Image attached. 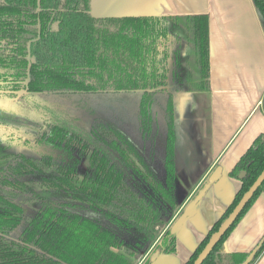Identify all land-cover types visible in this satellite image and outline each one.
Instances as JSON below:
<instances>
[{
  "label": "trees",
  "instance_id": "trees-1",
  "mask_svg": "<svg viewBox=\"0 0 264 264\" xmlns=\"http://www.w3.org/2000/svg\"><path fill=\"white\" fill-rule=\"evenodd\" d=\"M252 2L264 23V0ZM182 23L196 50V86H206L207 14L94 16L91 0H0V110L8 115L0 148L15 151L0 167V264H151L143 254L175 253L170 225L205 173L168 118L183 85ZM263 168L260 134L229 171L239 179L232 199L183 264ZM263 189L264 181L201 264L244 261L249 252L224 242ZM26 193L36 210L22 202ZM259 241L249 264L264 234Z\"/></svg>",
  "mask_w": 264,
  "mask_h": 264
},
{
  "label": "crops",
  "instance_id": "crops-1",
  "mask_svg": "<svg viewBox=\"0 0 264 264\" xmlns=\"http://www.w3.org/2000/svg\"><path fill=\"white\" fill-rule=\"evenodd\" d=\"M91 11L114 16L208 15L209 161L196 187L217 166L221 175L177 232L175 253L158 252L153 260L155 251L143 256L149 254L151 264H183L238 188L239 179L230 169L264 134L263 24L252 0H91ZM263 234L264 189L229 233L224 249L249 252ZM254 264H264V251Z\"/></svg>",
  "mask_w": 264,
  "mask_h": 264
},
{
  "label": "rangeland",
  "instance_id": "rangeland-1",
  "mask_svg": "<svg viewBox=\"0 0 264 264\" xmlns=\"http://www.w3.org/2000/svg\"><path fill=\"white\" fill-rule=\"evenodd\" d=\"M112 25L116 26V29L119 30L120 25L113 24V23ZM181 26L182 28H184L183 31L181 33L179 32L175 36L179 39V42L181 43L182 48H183L180 63H179L181 71L184 74L183 79L181 80L183 82V85L179 89V91H175L173 95L171 96L170 102L174 105V111L172 115L171 114L168 115V118H169V121L174 123L177 131L181 135L180 144L188 150L189 154L186 157L189 158L191 154L198 155L199 159L197 160L198 162L200 161L199 165L202 168L203 166H205V163L209 161L210 89H209L208 82L206 86H203V87L196 86V80L198 79V65H197L196 50L193 44L192 35H191L190 30L184 27L183 23L181 24ZM121 28H124V26ZM108 29L113 30V27L109 26ZM106 52H110V50L106 49ZM5 114L6 112H3L2 110H0V117H3V118L7 117L8 115H5ZM2 136L3 134L0 131V143L3 140ZM14 154H15V151L13 149L0 148V167H5L12 160V158L14 157ZM86 167H87V164L84 161L82 163V168L85 169ZM194 175L196 174H192L191 176H194ZM204 175L205 174H203L202 177ZM202 177L199 179V181L202 179ZM196 184L191 190L192 191L191 195L189 196L188 200L184 204H186L191 199L190 197L200 185L199 184L196 187ZM26 194H27L26 199L22 200V202H24V204L27 207H30V208H33V210H36L37 209L35 207L36 200L31 198L33 195L30 196V193H26ZM219 215L215 219H217Z\"/></svg>",
  "mask_w": 264,
  "mask_h": 264
},
{
  "label": "water",
  "instance_id": "water-1",
  "mask_svg": "<svg viewBox=\"0 0 264 264\" xmlns=\"http://www.w3.org/2000/svg\"><path fill=\"white\" fill-rule=\"evenodd\" d=\"M93 14V12L91 11ZM94 16H111V17H117V16H141V15H133V14H121V15H100V14H93ZM145 15H151V14H145ZM263 28H264V23ZM245 171H241L239 174V178H242L245 175ZM221 175V168L220 166H217L207 177L206 181L202 185L201 188H199L196 192V194L184 205L182 208V211L180 214L175 218V220L170 225V232L173 234H177L179 229L182 227L185 220L192 214L194 211L195 206L198 204L199 201L202 200L205 193L207 192L208 188L211 186V184L215 183ZM264 181V168L260 171L256 179L253 181V183L250 185V187L247 189V191L242 195L240 200L237 202V204L233 207L231 212L227 215V217L223 220L219 228L212 234V236L208 239L200 253L197 255L196 259L192 264H201L204 259L209 255L210 251L213 249L215 244L220 240V238L224 235V233L229 229V227L232 225V223L235 221L237 216L241 213L245 205L248 203V201L251 199L255 191L259 188V186ZM234 195V194H233ZM233 197V196H232ZM232 199V198H231ZM230 199V200H231ZM230 202V201H229ZM227 206V205H226ZM261 245V241H259L248 253L247 257L244 259V261L241 264H249L253 257L255 256L258 248ZM196 246V245H195ZM158 250L155 251V254L151 257L153 260L154 256H157Z\"/></svg>",
  "mask_w": 264,
  "mask_h": 264
}]
</instances>
